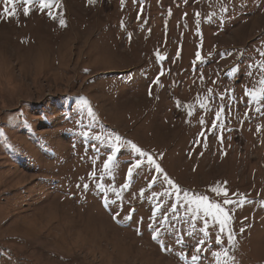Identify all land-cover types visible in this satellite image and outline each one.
<instances>
[{"label":"rangeland","instance_id":"374dc122","mask_svg":"<svg viewBox=\"0 0 264 264\" xmlns=\"http://www.w3.org/2000/svg\"><path fill=\"white\" fill-rule=\"evenodd\" d=\"M61 5H31L25 16L17 3L14 17L0 16V264H216L222 248L233 264H264V0ZM117 136V166L103 182L128 188L105 208L95 183ZM217 185L233 204L210 191ZM185 192L231 210L235 247L211 220L201 231Z\"/></svg>","mask_w":264,"mask_h":264},{"label":"snow or ice","instance_id":"6c2138e0","mask_svg":"<svg viewBox=\"0 0 264 264\" xmlns=\"http://www.w3.org/2000/svg\"><path fill=\"white\" fill-rule=\"evenodd\" d=\"M90 2H94V0H90ZM17 3H23L24 4V9H23V14L25 16H28L30 14L31 8L29 6L31 5H38V8L40 11H44L46 9H59L62 7L61 5V0H4V8L3 11L0 12V16H7L9 18L14 17L16 14L15 8H9V5H15ZM224 9H222L223 11ZM48 15L52 19H56V15H53L51 11L48 12ZM60 19H59V25L61 27L66 26L65 20L63 19V14L60 13ZM196 16L199 17L200 13H196ZM231 55V53H229ZM261 55H264V52L261 53ZM158 59H163L162 56L157 53ZM196 61H201V53L199 51L196 52ZM261 71H264V65H261ZM164 72L161 71V73L157 76L156 80L153 83L159 84L160 81V76H163ZM203 79V77H201ZM262 86H264V79H261L259 82ZM211 91V90H209ZM151 95V92L149 93ZM244 95L247 97H250L251 99H258L260 95V90H249L245 89ZM82 103H87L86 101H82ZM188 108L187 115L191 117L193 115L192 112V106L188 105L186 106ZM200 107L201 108H206L207 105L204 101H200ZM224 113V109L221 108L219 111L215 113V121H213V127L216 126V122L220 121L222 119ZM89 115H91V111L89 110ZM200 123L203 124L204 120L203 118L200 119ZM258 131L260 130L259 128L257 129ZM85 135H87L85 133ZM97 139H100L97 137ZM115 143L112 144L111 147V154L107 156V159L103 161V168L101 171V175L98 177V182L95 183V188L97 191L103 193V203L105 208H110L113 205L116 204L117 200H120L122 198V190L128 188V184L125 183L123 185V189L117 190L113 188L112 186L106 187L104 184V178L105 176H112L114 174V169L117 166V153L120 151V137H114ZM128 145L131 147L133 152L138 154V157H145L147 154L143 152L141 149H139L135 144L131 142H126ZM147 161L149 164L155 166V171L160 173L162 172V169L158 164L155 163V161L152 159L151 156H147ZM144 161L142 159L137 158L134 161H130L129 166L127 168V176L131 178L133 176L134 172H137L142 166ZM96 178V172H90L89 173V179H95ZM155 180V178H153ZM164 181L167 182L169 186L173 188V190L178 194L180 189L173 183L172 180H170L167 176H164ZM84 190H88L89 185L85 183L83 185ZM212 193H215L217 196L223 195V205H231L234 203L231 199H228V192L226 189L221 188L219 185L216 187H213L210 189ZM109 192H114L116 196V200L109 201L108 198V193ZM141 195H144L141 193ZM155 195V194H154ZM179 198V197H178ZM184 200L186 204L189 206L188 207V212L192 214V219L195 220L198 216H202L204 219V228L201 229V231H204L207 226L209 220L215 222L219 226V230L221 234H225L227 236V244L229 247H235V236L230 230L229 225L231 224V221L233 219L232 215H230L231 210H226L221 204L211 202L209 200V197L207 195H199V196H190L188 192L184 193ZM240 204H243L244 201L241 199L239 201ZM176 205H173V211L176 209ZM158 210V209H157ZM153 211V218H155L156 211ZM120 215L119 211H116V213L112 216V219L114 221L117 220V217ZM133 217L131 214L125 215L123 217L124 221H129ZM118 223L120 221H117ZM195 227V225H193ZM241 231H243V228H241ZM137 232L139 234V229H137ZM205 235H207V232H205ZM159 229H154L152 232V240L153 241H158L159 240ZM180 242V241H177ZM203 241H201L202 243ZM215 243L217 245L221 244V238L220 235H216L215 238ZM162 250H168L171 251V249H168L166 245H162ZM201 251V249L197 248L196 252L197 254ZM212 256L214 257L216 264H233L234 262V257L230 256L228 248H222L220 251H215L212 252ZM183 258V257H181ZM198 259V255H193L192 260L196 261Z\"/></svg>","mask_w":264,"mask_h":264}]
</instances>
